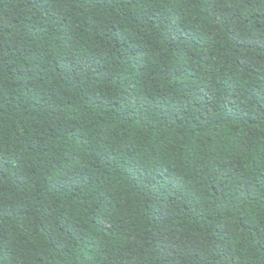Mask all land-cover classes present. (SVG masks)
Returning <instances> with one entry per match:
<instances>
[{"label": "trees", "instance_id": "16d2710c", "mask_svg": "<svg viewBox=\"0 0 264 264\" xmlns=\"http://www.w3.org/2000/svg\"><path fill=\"white\" fill-rule=\"evenodd\" d=\"M0 264H264V0H0Z\"/></svg>", "mask_w": 264, "mask_h": 264}]
</instances>
